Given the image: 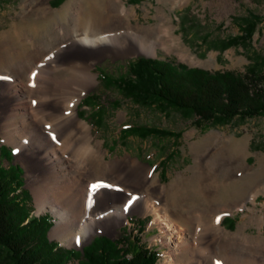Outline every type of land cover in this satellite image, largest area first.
<instances>
[{
    "label": "rangeland",
    "instance_id": "1",
    "mask_svg": "<svg viewBox=\"0 0 264 264\" xmlns=\"http://www.w3.org/2000/svg\"><path fill=\"white\" fill-rule=\"evenodd\" d=\"M106 1L110 0H0V45L9 43V56L17 58L24 50L57 43L73 29L80 34L82 27H74L75 15L80 14L82 20L91 17L99 21L106 14ZM120 1L123 8L118 10L117 17L122 19L124 30L144 37L147 45L154 46L155 55L141 53L95 62L91 72L96 75L97 85L81 93V101L92 94L97 99L86 100L90 106L80 101L78 117L91 127L95 142L104 153V161L129 156L151 170L152 186H166V206L162 211L169 217L183 214L190 222L194 218L201 222L216 221L232 236L234 246L239 244L231 251L235 254L233 264H241L244 255L251 254L248 250L256 253L251 254L255 258H264L261 257L264 256V115L235 119L224 126L199 128L189 114L136 105L114 88H107L99 78L100 74L114 78L125 74L127 63L138 58L167 59L209 72L242 74L253 64L264 71V0ZM40 3L55 16L41 17L37 13ZM67 8L69 14H66ZM60 11L62 16L58 14ZM251 17L258 20L251 37L229 45L230 41L244 36L241 29ZM133 126L157 128L178 134V138L143 139L122 133L123 129ZM0 154L5 168L12 166L20 171V198L25 200L28 213L49 220V242L75 250L77 247L67 241L50 237L55 217L49 210L37 213L34 197L27 188L25 168L1 134ZM183 178L185 184L175 188V181ZM155 202L159 207L160 201ZM188 228L192 236L194 230L191 226ZM96 236L111 240L124 238L129 251L136 250L133 236H137L144 247L158 252L156 264L170 263L168 256L172 247L164 242L152 214L132 212L113 233H96L92 238ZM75 251L80 252L79 248ZM208 259L209 264L230 263L222 251ZM0 264L7 262L0 258Z\"/></svg>",
    "mask_w": 264,
    "mask_h": 264
},
{
    "label": "bare ground",
    "instance_id": "2",
    "mask_svg": "<svg viewBox=\"0 0 264 264\" xmlns=\"http://www.w3.org/2000/svg\"><path fill=\"white\" fill-rule=\"evenodd\" d=\"M121 4L120 0L106 1V14L99 21L75 15L74 27H82L80 34L73 29L53 45L22 50L21 57L11 58L9 43L2 42L3 141L15 149L16 160L25 168L37 213L49 210L55 217L51 238L79 248L96 233H113L128 214L138 212L153 215L164 242L172 247L168 264H209L208 258L221 251L233 264L231 251L239 244L234 246L232 236L220 224L198 218L190 222L183 214L169 217L162 211L166 186H152L151 170L129 156L104 161L91 127L77 115L81 93L97 85L91 72L95 62L141 53L155 55L154 46L147 45L144 37L124 30L117 17ZM37 13L44 19L54 15L44 3ZM62 73L70 75L58 76ZM185 182L184 178L176 180L175 188ZM93 185H98L96 190ZM155 201H160L159 207ZM188 226L194 230L192 236ZM251 254L244 255L241 264H264V258Z\"/></svg>",
    "mask_w": 264,
    "mask_h": 264
},
{
    "label": "trees",
    "instance_id": "3",
    "mask_svg": "<svg viewBox=\"0 0 264 264\" xmlns=\"http://www.w3.org/2000/svg\"><path fill=\"white\" fill-rule=\"evenodd\" d=\"M257 21L255 17L245 21L241 29L244 36L230 41L229 45L238 44L244 37L250 38ZM126 68L125 74L117 78L105 74H100L99 78L107 88H114L136 105L189 114L199 128L224 126L235 119L264 115V71L256 64L241 74L189 68L167 59L138 58L128 62ZM88 99L96 100L97 96L86 97L82 105L90 106ZM122 133L143 139L178 138V134L147 126L128 127ZM19 173L17 167L5 168L0 159V258L7 264L157 263L158 252L144 247L137 236H133L137 245L135 251L127 249L126 239L111 240L106 236L93 237L82 252L49 242V220L33 217L25 208V200L20 198Z\"/></svg>",
    "mask_w": 264,
    "mask_h": 264
},
{
    "label": "snow or ice",
    "instance_id": "4",
    "mask_svg": "<svg viewBox=\"0 0 264 264\" xmlns=\"http://www.w3.org/2000/svg\"><path fill=\"white\" fill-rule=\"evenodd\" d=\"M92 187L95 189L96 187H98V185H93ZM133 199H135V198H133ZM217 221L219 222V217L217 218Z\"/></svg>",
    "mask_w": 264,
    "mask_h": 264
},
{
    "label": "water",
    "instance_id": "5",
    "mask_svg": "<svg viewBox=\"0 0 264 264\" xmlns=\"http://www.w3.org/2000/svg\"><path fill=\"white\" fill-rule=\"evenodd\" d=\"M74 249L77 250V248H74ZM79 250H80V252H82L83 247H80Z\"/></svg>",
    "mask_w": 264,
    "mask_h": 264
}]
</instances>
